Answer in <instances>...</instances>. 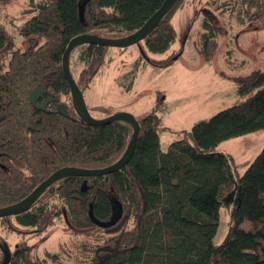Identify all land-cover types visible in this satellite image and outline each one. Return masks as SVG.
<instances>
[{
	"label": "trees",
	"instance_id": "trees-1",
	"mask_svg": "<svg viewBox=\"0 0 264 264\" xmlns=\"http://www.w3.org/2000/svg\"><path fill=\"white\" fill-rule=\"evenodd\" d=\"M13 1L0 0V5ZM162 1L28 0L24 18L16 24L24 47L15 45L0 24V207L28 195L58 168L101 167L121 155L131 127L123 121L93 126L76 115L61 70L62 54L68 41L84 32L119 37L135 31ZM182 2L178 0L142 41L149 52L164 53L174 43L172 17ZM237 4L239 23L242 11L250 21L264 20V0ZM199 25L201 52L209 61L221 31L208 14ZM108 48L87 44L72 50L78 49L83 63L75 79L79 87L102 66ZM180 51L148 62L166 67ZM136 66L119 81L125 90L130 89ZM232 80L240 99L182 130L165 148L159 141L158 100L157 107L138 119L134 152L121 169L101 176L63 177L48 186L28 210L11 216L20 226L18 232L29 236L22 234L13 250L0 240V263L7 248L8 264H264V147L237 178L228 170L232 158L216 151L222 141L264 129V69ZM38 84H46L59 98L50 101L46 111L36 109L29 99ZM59 103L66 105V115L57 111ZM235 183L241 188L240 199L229 212L223 240L216 243L220 210ZM112 197L121 204V217L109 227L94 224L89 206L95 218L107 220ZM60 216L76 231L97 229L92 241L80 243L71 262L59 252L33 254L27 244Z\"/></svg>",
	"mask_w": 264,
	"mask_h": 264
},
{
	"label": "rangeland",
	"instance_id": "rangeland-1",
	"mask_svg": "<svg viewBox=\"0 0 264 264\" xmlns=\"http://www.w3.org/2000/svg\"><path fill=\"white\" fill-rule=\"evenodd\" d=\"M27 3L28 0H15L0 5V24L6 26L15 45L20 47H24L25 40L19 35L16 24L24 18L22 11ZM237 5V0H183L172 17L176 39L169 49L164 53H153L145 48L144 43H140L148 59L164 58L181 49L172 64L166 67L151 65L138 45L121 52L117 47H110L106 58L110 57L111 60L104 62L96 74L88 79L85 87L80 86L84 88L86 105L99 107L90 110L91 114L99 118L117 111H127L139 119L152 110L159 100L161 103L156 106L157 114L161 116L164 127L159 132V141L165 148L181 136L182 130H190L197 121L207 119L236 103L240 98L232 78L264 69V20L250 21L242 11V23H239ZM205 14L215 19L221 31L216 36L217 46L209 61L203 58L199 43V22ZM78 53V49H75L70 55V69L75 79H78L83 67ZM137 55L142 63L135 74L133 86L126 91L116 78L132 69ZM159 94H162L161 99H158ZM61 100L68 101L65 96ZM263 147L264 129L222 141L216 151L232 158L228 170L237 178ZM240 193L241 188L235 183L221 207L214 242L223 240L228 228L229 212L239 202ZM56 220L43 233L27 240L33 254L43 256L45 251H54L59 252L63 259L74 257L80 250V243L83 240L92 241L93 234L97 232L95 227L76 231L61 216ZM248 224L244 222L242 226L247 228ZM19 228L14 217L0 218V240L8 243L10 250L21 242V238H24L22 234L29 236L26 230L25 233L18 232ZM67 260L71 262L73 258Z\"/></svg>",
	"mask_w": 264,
	"mask_h": 264
},
{
	"label": "water",
	"instance_id": "water-1",
	"mask_svg": "<svg viewBox=\"0 0 264 264\" xmlns=\"http://www.w3.org/2000/svg\"><path fill=\"white\" fill-rule=\"evenodd\" d=\"M178 0H163L161 5L155 10L145 22L135 31L119 37H106L101 36L93 31L84 32L73 36L67 43L65 50L63 51L61 58V70L62 74L69 86L71 104L76 115L86 124L98 126L107 124L113 121H123L127 123L131 129L132 133L130 140L121 153V155L112 163L101 166V167H78V166H64L58 168L52 172L46 179L35 186L32 191L12 204L0 207V218L16 216L28 210L31 205L37 200V198L45 191V189L57 180L68 177V176H101L109 174L121 169L126 165L132 157L134 152L136 140L140 130V124L138 119L130 112L127 111H117L104 117H94L83 96V89L79 87L76 83L75 78L70 69V55L74 48L80 45L96 44L107 47H117L126 48L130 45H138L145 39V37L153 31V29L159 24L161 19L171 10L174 4ZM140 51L143 56L147 58L143 51V47L140 46ZM177 56H174L176 59ZM148 59V58H147ZM29 99L31 104L39 110L46 111V105L50 101H58L59 98L50 94L48 92L46 84H38L34 86L29 93ZM41 100L40 103L38 102ZM66 105L59 103L57 105V111L59 113H65ZM112 211L109 219L99 220L94 217L92 212V206H89L88 215L92 222L100 227H109L115 224L122 215L121 204L115 197L111 198ZM9 262V250L4 248V257L0 264H8Z\"/></svg>",
	"mask_w": 264,
	"mask_h": 264
},
{
	"label": "crops",
	"instance_id": "crops-1",
	"mask_svg": "<svg viewBox=\"0 0 264 264\" xmlns=\"http://www.w3.org/2000/svg\"><path fill=\"white\" fill-rule=\"evenodd\" d=\"M131 47L134 48L135 46L130 45V46L126 47V48H131ZM109 48H110V47H109ZM109 48H108V49H109ZM126 48H117V50L121 52V51H124L123 49H126ZM107 52H108V50H107ZM128 52L130 53V50H129V49H128ZM106 56H107V53H106ZM134 56H135V54H134ZM108 60L110 61L111 58H110V57H107V58L105 57V61H108ZM105 61H104V62H105ZM141 63H142V59L140 58V56L137 55V59L135 60V62H134V64H133V67H132V69H133V68L135 67V64H137V66H136V70H135V74H136V75H137V72H138V68L141 66ZM103 64H104V63H103ZM103 64H102V65H103ZM129 66H130V64H129ZM129 66H128V69H129ZM132 69H130V70H128V71L122 73L120 76L118 75L119 77L116 78V80H118V84H119L120 86H122V88H124V87H123V85L120 84L119 81L122 80V77H123L124 74H127L128 72L132 71ZM136 75H134V78H133V80H132V83H131L130 89H131V87H132L133 84H134V81H135V77H136ZM130 89H129V90H130ZM129 90H126V91H129ZM154 106H156V104H155ZM88 107L91 108L90 106H88ZM159 116H160V115H159ZM160 117H161V116H160ZM161 124H162V129H164L162 118H161ZM162 129H160V131H161Z\"/></svg>",
	"mask_w": 264,
	"mask_h": 264
}]
</instances>
